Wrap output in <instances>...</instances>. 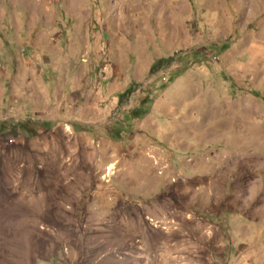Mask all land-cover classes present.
<instances>
[{
	"label": "rangeland",
	"instance_id": "374dc122",
	"mask_svg": "<svg viewBox=\"0 0 264 264\" xmlns=\"http://www.w3.org/2000/svg\"><path fill=\"white\" fill-rule=\"evenodd\" d=\"M0 264H264V0H0Z\"/></svg>",
	"mask_w": 264,
	"mask_h": 264
}]
</instances>
